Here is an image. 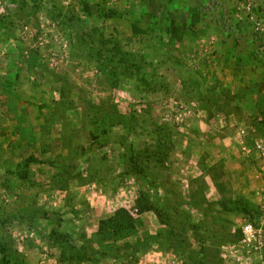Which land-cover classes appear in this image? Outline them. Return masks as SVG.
Masks as SVG:
<instances>
[{"label": "rangeland", "instance_id": "rangeland-1", "mask_svg": "<svg viewBox=\"0 0 264 264\" xmlns=\"http://www.w3.org/2000/svg\"><path fill=\"white\" fill-rule=\"evenodd\" d=\"M156 259L264 264V0H0V264Z\"/></svg>", "mask_w": 264, "mask_h": 264}, {"label": "crops", "instance_id": "crops-1", "mask_svg": "<svg viewBox=\"0 0 264 264\" xmlns=\"http://www.w3.org/2000/svg\"><path fill=\"white\" fill-rule=\"evenodd\" d=\"M245 56H248V54H246ZM231 60H236L237 61V55H232V57L230 58ZM236 65H238L237 66V69H240L239 70V73H240V75H242V77H244L245 78V80H243L242 81V83H247L248 82V80H249V78H252L253 77V75H251L252 74V72L253 71H251L250 70V67H249V65H240V62L239 63H236ZM228 72V71H227ZM246 85H244V84H242V85H240V88H243V87H245ZM104 200H102L101 201V207H102V210L103 209H105L104 207H108L110 204H109V201H107L106 203H105V205H104ZM136 208L134 207V205L133 204H131V205H129L128 207H126V210L127 211H133V210H135ZM137 210V209H136ZM115 211V210H114ZM113 211V212H114ZM98 213V212H97ZM96 213V214H97ZM97 223H98V220H97ZM97 223L94 225V228H93V230H91V233H95L96 232V228H97ZM90 233V234H91ZM152 254H153V256L154 257H158V256H162L161 254L162 253H164V252H161V251H159V250H157V251H152L151 252ZM145 256H148V254H146ZM155 262H158V260L156 259V261H153L151 264H158V263H155Z\"/></svg>", "mask_w": 264, "mask_h": 264}, {"label": "trees", "instance_id": "trees-1", "mask_svg": "<svg viewBox=\"0 0 264 264\" xmlns=\"http://www.w3.org/2000/svg\"><path fill=\"white\" fill-rule=\"evenodd\" d=\"M137 207L139 205L137 204ZM133 219L129 215L128 211L124 209H120L116 213H114V216L111 218V228L112 232L120 233L126 230H133Z\"/></svg>", "mask_w": 264, "mask_h": 264}, {"label": "built area", "instance_id": "built-area-1", "mask_svg": "<svg viewBox=\"0 0 264 264\" xmlns=\"http://www.w3.org/2000/svg\"><path fill=\"white\" fill-rule=\"evenodd\" d=\"M260 27L258 24H256V31L260 32ZM258 148H260V145H257ZM242 235H243V241L246 242L247 244H249L250 242H252V240H255V234L252 231V227L251 225H244L241 229Z\"/></svg>", "mask_w": 264, "mask_h": 264}]
</instances>
